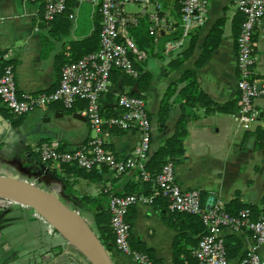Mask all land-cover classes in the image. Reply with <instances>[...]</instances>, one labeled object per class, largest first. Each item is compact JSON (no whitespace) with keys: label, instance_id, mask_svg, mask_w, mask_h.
Instances as JSON below:
<instances>
[{"label":"crops","instance_id":"1","mask_svg":"<svg viewBox=\"0 0 264 264\" xmlns=\"http://www.w3.org/2000/svg\"><path fill=\"white\" fill-rule=\"evenodd\" d=\"M83 1L69 2L68 7L72 11L70 32L67 35L57 32L55 35L51 28L41 27L44 23L41 1L0 0V51L9 55L8 61L15 67L21 94L54 91L59 86L62 69L66 65H63V61L72 54L73 43L91 40L98 32L100 34L98 8ZM160 1L163 9L160 15L164 18L160 31L163 35L158 37L154 51L141 63L143 72L151 74V81L146 88L139 89L138 84L132 85L130 81L122 84L124 79H121L119 88L113 90V99L108 95L109 87L102 96L104 114L112 116L117 112L120 94L131 91L139 93L147 101L152 120V152L175 134L180 121L186 117L185 155L175 162L178 185L184 190H199L206 208L221 200L225 207L233 203L242 204L262 215L264 93L254 102L261 116L253 128L245 129L235 117L241 107L237 39L245 16L238 10L237 0H205L208 7L205 26L196 30L182 49L168 50L167 41L172 40L181 28L180 10L184 0ZM142 11H128V14L137 17L144 14ZM147 12L155 23L151 17L155 12L154 5ZM65 18L66 15L59 18L56 27ZM219 23L223 28L219 45L199 65L207 38ZM193 38L196 44L191 49ZM254 52V79L263 88L264 20L256 29ZM185 55L188 56L185 58ZM181 57L184 60L179 64ZM187 72L195 73L198 90L204 94L206 101L197 99L190 103L181 93L188 83L185 80ZM172 86L176 89L169 98L167 118L163 119L161 107ZM86 107L84 100L78 101L72 109H67L62 102H56L19 117L12 115L0 99V174L7 173L46 190L59 192L63 200L85 216L97 232V214L109 213L111 197L126 194L132 184L140 182L136 172L117 174L109 169L103 173L101 180H93L66 172L59 163L50 168L32 153L42 142H49L66 151L86 144L96 135L84 114ZM100 135L105 139L106 147L119 158L130 155L140 141L137 131L119 128L104 129ZM94 197L99 198L98 203H89L88 198ZM1 199L5 198L0 197V207L3 209L0 222L16 211L20 214L19 221L27 225L25 230L30 235L37 237L39 231H47L54 238L53 232L61 234L34 209ZM171 215L162 202L144 201L133 206L128 214L132 245L149 250L152 258L162 264H175L177 237L182 236L181 241L191 254L197 248L200 237L194 222ZM107 220L108 217L102 218L103 222ZM172 222L185 230L178 231ZM222 235L224 238L234 235L242 244L238 256L232 259L234 264L256 245L251 233L246 230L234 232L224 229ZM66 243L67 248L72 247V254L75 252L74 255H77V249ZM58 244L64 245L59 241ZM258 252L264 258V245L258 247ZM110 254L114 264H138L130 255L118 250L116 244Z\"/></svg>","mask_w":264,"mask_h":264},{"label":"built area","instance_id":"2","mask_svg":"<svg viewBox=\"0 0 264 264\" xmlns=\"http://www.w3.org/2000/svg\"><path fill=\"white\" fill-rule=\"evenodd\" d=\"M42 1L43 19L49 23L63 14L72 0H28ZM98 8L101 16L100 49L83 58L66 64L61 73L59 86L52 92L24 93L18 88L15 67L5 62L9 55L0 51V99L16 116H24L37 108H44L56 102H62L67 109L84 100V111L96 132L86 144L75 150L60 152L52 144L42 147L43 161H77L81 167L92 169L107 165L117 174L131 170H140L144 179L149 181L152 175L145 169L146 161L152 151V120L148 113L147 101L142 96L120 94L117 112L105 116L102 96L109 90L112 72L118 69L122 74L138 77L136 61L143 62L147 53L141 50L131 37L129 26L137 23V17L128 14L126 6L134 4L142 7L143 13L154 5L151 14L155 21L152 34H157L164 26L160 15V0H84ZM238 10L245 16L241 32L237 39V67L240 74L241 107L235 114L245 129H251L259 120V111L255 100L264 93L254 79L256 57L254 36L257 27L264 20V0H237ZM208 7L205 0H184L181 14L182 34L177 39L167 41L168 50L182 49L187 39L199 28L205 26ZM119 128L124 131H137L140 134L139 145L125 158L117 157L106 147L105 139L100 135L104 129ZM155 181L162 195L171 201V209L195 214L201 217L205 226V235L194 250L195 264H234L228 257L224 229L237 232L246 230L251 233L256 245L240 259L237 264H264V258L258 247L264 245V215L258 219L252 217L250 209H244L238 215L229 213L224 203L217 200L210 209L206 208L199 190H184L176 179L175 163L167 162ZM153 196L137 194L113 195L109 201L111 226L115 234L118 250L130 255L138 264H162L145 253L133 249L131 227L128 221L129 210L138 202H153Z\"/></svg>","mask_w":264,"mask_h":264},{"label":"trees","instance_id":"3","mask_svg":"<svg viewBox=\"0 0 264 264\" xmlns=\"http://www.w3.org/2000/svg\"><path fill=\"white\" fill-rule=\"evenodd\" d=\"M42 2V1H41ZM72 2V1H71ZM43 3V2H42ZM44 6V4H43ZM69 6V4H68ZM63 15H66L65 21H62V23L59 24V26L56 27V24H58L57 20L61 18ZM71 15L72 11L67 8V10L59 15L54 21L52 22H45L42 24L41 27L43 28H51V31L55 32V35L60 33L61 35H67L70 32L71 29ZM152 27H153V21H151L150 16L148 14H142L137 16V23H133L129 26V32L131 37L134 39L136 45L143 51H145L147 54H151L154 51V47L156 45V41L158 37L162 36V32L158 31L157 34H152ZM182 34V29L180 28L178 32H176L173 36L174 39H177L181 36ZM223 34V28L221 24H217L212 31L210 32L204 52L200 58L199 65L203 64L211 55L214 49L217 48L219 45V42L221 40ZM99 38L100 34L99 32L92 38L91 40L87 41H77L74 42L72 45V54L71 56L63 61V65L67 63H71L74 61H77L84 56L96 52L100 49V44L99 43ZM172 38V39H173ZM196 44V39L193 38L191 41V49L194 47ZM188 55H185V58ZM184 58H179L178 63H182ZM10 61H6V64H9ZM142 62L136 61L135 66L137 70L139 71L138 77H133L129 75H124L122 74L118 69H115L112 72L111 76V86L109 90V97L110 98H115L113 94V90L118 89L120 86V81L122 80V84L125 85L127 81H130V83L133 84H138L139 89H144L146 86L149 84L151 81V74L144 73L142 70ZM122 77V78H121ZM185 80L188 81L186 87L182 90V94L184 97L187 98V100L190 103H194L197 99L206 101V97L204 94H201L198 90L197 82H196V76L194 72H187L185 75ZM176 87L172 86L167 93L165 100L162 104L161 107V117L163 119L167 118V115L169 113V98L174 94ZM106 93V92H105ZM123 94H128V95H137L141 96L137 92H124ZM86 102V101H85ZM8 111H10L7 108ZM105 110V109H104ZM12 113V112H11ZM12 115H15L12 113ZM16 116V115H15ZM21 117V116H19ZM185 122H186V117L183 118L180 123L177 131L175 134L169 138L165 143L159 146V148L149 154V157L146 161L145 169L151 173L152 179L147 181L144 179V176L140 170H131L135 171L136 174L140 178V182L137 184H132V188L126 193V194H117V195H127V194H137V195H144V196H153V202L154 203H163L164 207L168 209L171 212L172 217H178L180 216L181 218H185L186 220H191L192 222L195 223V226L197 227V232L200 233V237L198 238V245L202 237L205 235V226L203 224V221L200 216L195 215V214H190V213H184V212H179L171 209V201L168 197L162 195L159 191V186L157 182L155 181L156 176L161 172L163 166L169 162H178L180 161L184 155H185V148H184V138L186 136V128H185ZM51 144L49 142H42L39 144L37 150H33L32 153L40 160L43 164H45L48 167H53L54 164L59 163L61 168L66 171L73 173L74 175L77 176H84L87 178H91L93 180H101L102 175L105 171L109 170L110 168L107 165H102V166H95L92 169H86L84 167H81L77 161H71V162H55L53 160H48V161H43L42 158V147L44 144ZM57 149L60 152H64L66 150L57 147ZM130 172V171H128ZM127 173V172H126ZM124 174V173H123ZM202 194V193H201ZM99 198L94 197V198H88V202L91 204H96L98 203ZM226 210L231 213L232 215H238L241 210L244 209H250L252 213V217L254 219H258L259 217L263 216L264 213L257 214L252 207H248L242 204H236L233 203L228 207H225ZM3 212L2 207H0V215ZM130 213V210H129ZM128 213V214H129ZM108 217L109 220L106 222L102 221V218ZM128 221L130 224V217H128ZM172 225L177 228L178 231H184L185 229L179 228L175 222H172ZM96 226H97V232L99 234V237L105 247L107 248L108 251H111L113 246L115 245V234L113 232L112 226H111V214L110 211L104 212L103 214H97L96 216ZM131 227V224H130ZM182 236L177 237L175 241V264H195L196 263V258L194 257L191 252H189L184 244L182 243ZM132 244V242H131ZM225 244L228 252V257L232 260L233 258L237 257L242 244L241 242L234 236L230 235L225 238ZM197 245V247H198ZM133 249L140 252V253H145L151 256L149 250H146L144 247L141 246H134L132 245ZM76 254L83 260L84 263L86 264H92L81 252L76 250ZM152 257V256H151ZM157 261V260H156Z\"/></svg>","mask_w":264,"mask_h":264},{"label":"rangeland","instance_id":"4","mask_svg":"<svg viewBox=\"0 0 264 264\" xmlns=\"http://www.w3.org/2000/svg\"><path fill=\"white\" fill-rule=\"evenodd\" d=\"M126 9L141 11L142 7L128 4ZM19 220L20 214L13 211L4 222H0V264H86L74 255L75 252L72 254V247L67 248L68 240L63 235L53 232L52 238L51 233L39 231L37 237L32 236L25 230L27 225ZM57 239L64 245L58 244ZM27 240L28 243H25Z\"/></svg>","mask_w":264,"mask_h":264},{"label":"water","instance_id":"5","mask_svg":"<svg viewBox=\"0 0 264 264\" xmlns=\"http://www.w3.org/2000/svg\"><path fill=\"white\" fill-rule=\"evenodd\" d=\"M259 88H262V84H258ZM261 116V114H260ZM45 168V165L42 166ZM16 179L22 183H25L33 187V192L28 196L27 199H21L11 194L9 191L1 190L0 197L15 201L22 205H27L30 208L37 211L43 218H45L55 229H57L69 242L71 246L76 248L81 252L92 264H114L110 251L107 250L103 242L101 241L99 234L96 232L92 224L83 216L80 212L74 210L69 204L61 198V195L57 191L46 190L35 183L27 182L21 180L17 177H14L10 174H0L1 179ZM40 196L48 199L50 202L56 205L57 209L61 211L65 216L60 218L62 221L67 220L71 221L74 227L76 228V234H68L62 230L54 221L48 218L42 210L38 207L35 197ZM212 204L207 207L210 209ZM65 219V220H64ZM66 221V222H67ZM79 234V240L78 239ZM77 237L76 239H73ZM99 260L98 263L95 262L94 256Z\"/></svg>","mask_w":264,"mask_h":264},{"label":"bare ground","instance_id":"6","mask_svg":"<svg viewBox=\"0 0 264 264\" xmlns=\"http://www.w3.org/2000/svg\"><path fill=\"white\" fill-rule=\"evenodd\" d=\"M9 191L11 194L15 195L18 198L21 199H27L28 196L33 192V187L22 183L16 179L10 178V179H1L0 180V191L1 190ZM36 203L38 207L42 210V212L50 218L54 223H56L62 230L67 232L72 236V234H76V228L72 224L71 221H62L60 218H63L65 215L57 209L56 205L50 202L48 199L44 197L37 196L35 197ZM67 221V222H66ZM79 240V234H78ZM77 237L73 236V239H76ZM94 256V255H93ZM95 257V256H94ZM95 262L98 263L99 260L97 257L94 258Z\"/></svg>","mask_w":264,"mask_h":264}]
</instances>
